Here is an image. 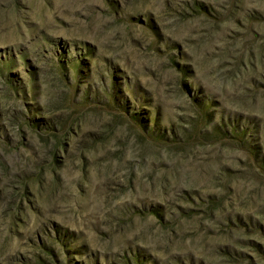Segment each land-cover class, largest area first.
Instances as JSON below:
<instances>
[{
  "label": "rangeland",
  "instance_id": "obj_1",
  "mask_svg": "<svg viewBox=\"0 0 264 264\" xmlns=\"http://www.w3.org/2000/svg\"><path fill=\"white\" fill-rule=\"evenodd\" d=\"M0 264H264V0H0Z\"/></svg>",
  "mask_w": 264,
  "mask_h": 264
}]
</instances>
